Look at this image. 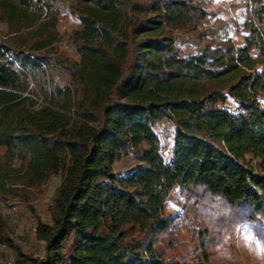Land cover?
I'll list each match as a JSON object with an SVG mask.
<instances>
[{"label":"trees","instance_id":"16d2710c","mask_svg":"<svg viewBox=\"0 0 264 264\" xmlns=\"http://www.w3.org/2000/svg\"><path fill=\"white\" fill-rule=\"evenodd\" d=\"M67 1L76 58L62 0H0V245L24 264H264V0H241L240 42L209 33L197 0ZM56 176L22 250L2 207L35 211ZM176 187L198 212L189 252Z\"/></svg>","mask_w":264,"mask_h":264},{"label":"rangeland","instance_id":"374dc122","mask_svg":"<svg viewBox=\"0 0 264 264\" xmlns=\"http://www.w3.org/2000/svg\"><path fill=\"white\" fill-rule=\"evenodd\" d=\"M204 4L208 9L210 16L205 22V29L209 33L215 32L218 37L233 36L236 42V36L239 30L234 29V21L238 20L243 4L241 0H197ZM63 15L58 24L60 33V49L70 57H77L74 51L73 44L69 39L71 30L76 26L77 22L73 14L69 12L67 7L68 1L62 0ZM239 21V20H238ZM178 42L185 55L194 53L196 50V41L191 39L190 36L183 37L179 33ZM171 128V124L166 120H159L157 128L165 130ZM171 138L168 134L165 135V151L169 150ZM132 166L131 157L129 155L121 157L116 162V169L121 171L130 170ZM60 177H53L46 185L43 186V196L35 201L32 206L35 211H31L29 206L19 202L10 201L9 205H4L2 209L10 213L9 220L14 230L13 238L15 244L20 246L22 250H29L34 243L33 223L36 216L42 220L49 218V208L51 205V198L54 186L59 182ZM167 212L175 216L176 225L178 227L177 235L180 242V247L184 251H192L194 243L192 241V226L193 218L198 215L197 209L193 203L186 202L182 191L176 187L171 191L166 201ZM239 240L243 243V247L247 245L249 237L252 235L251 227L249 224L244 223L237 228ZM0 264H24V261L16 253L15 248L0 245Z\"/></svg>","mask_w":264,"mask_h":264},{"label":"crops","instance_id":"0c3cea01","mask_svg":"<svg viewBox=\"0 0 264 264\" xmlns=\"http://www.w3.org/2000/svg\"><path fill=\"white\" fill-rule=\"evenodd\" d=\"M203 4V3H202ZM204 5V4H203ZM207 9V8H206ZM208 10V9H207ZM242 34H243V30H240L239 31V33L237 34V36H236V42H240L241 41V39H242ZM226 37H232V39H233V36H226ZM234 40V39H233ZM162 120H164V119H162ZM168 123V122H167ZM171 138V137H170ZM171 143H172V139H171V142H170V144H169V146L171 145ZM168 153H170V150H168ZM170 195V194H169Z\"/></svg>","mask_w":264,"mask_h":264},{"label":"built area","instance_id":"2783aa9c","mask_svg":"<svg viewBox=\"0 0 264 264\" xmlns=\"http://www.w3.org/2000/svg\"><path fill=\"white\" fill-rule=\"evenodd\" d=\"M230 38H232V37H230Z\"/></svg>","mask_w":264,"mask_h":264}]
</instances>
